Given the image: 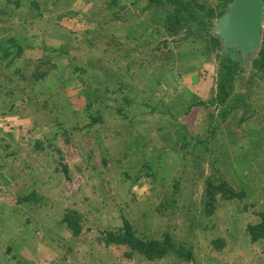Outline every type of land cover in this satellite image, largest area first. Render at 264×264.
<instances>
[{
    "label": "rangeland",
    "instance_id": "374dc122",
    "mask_svg": "<svg viewBox=\"0 0 264 264\" xmlns=\"http://www.w3.org/2000/svg\"><path fill=\"white\" fill-rule=\"evenodd\" d=\"M199 1L213 7L218 3ZM118 2L146 6L148 0ZM159 10L153 18L160 25L162 21L156 28L161 35L147 38L144 59L133 57L129 50L127 59L117 54L118 58L108 59L117 71L128 68L131 82L115 84L119 91L100 90L108 98L146 102L144 106L126 102L118 107L128 117L140 111V133L134 132L136 120H124V131L115 129L120 122L113 121V111L107 109L105 117L103 112L96 113L108 122L97 133L70 129L51 131L47 138L33 125L21 129L26 123L23 118L34 122V109L26 113L21 108L16 117L0 121V159L4 158L0 179L5 183L3 179L8 177L13 184V188L7 186L10 183L3 184L7 191L1 194L10 202L0 206V228L14 238L2 237L0 245L12 244L15 249L21 237L35 238L39 231L38 238L54 248L52 264H151L140 254L126 257L125 246L99 243L103 232L117 229L127 218L143 237L161 238L170 232L178 244L194 247L192 262L171 253L155 260L156 264H264V240L253 243L246 229L249 223L260 221L259 212L264 210V73L252 64L258 51L242 53L226 41L220 34L221 16L207 26L219 39L217 47L196 24L191 28L184 25L173 36L167 29L166 11ZM147 13L150 17L152 11ZM100 44V50L115 48L106 47L102 40ZM229 58L238 61L242 71L235 78L229 101L219 105L212 98L222 76L221 64ZM140 60L146 68L141 73V92L136 89L140 79L133 71ZM35 75L37 78V72ZM192 84L197 85L200 96L189 94L187 86ZM7 91L2 90L4 94ZM11 99L4 98L2 109L8 108ZM197 102L203 104L190 108ZM66 105L65 113H73ZM97 136H103L102 143ZM207 178L227 180L246 196L233 200L219 197L215 214L207 216ZM33 189L42 193V203L17 201L19 195ZM72 209L82 215L83 231L77 237L64 224L60 227L61 218ZM17 224L23 227L19 235L14 234ZM58 227V232L53 230ZM217 238H226L230 246L216 249L213 240ZM58 243L64 245L57 247ZM9 261L2 264H15L12 258Z\"/></svg>",
    "mask_w": 264,
    "mask_h": 264
},
{
    "label": "crops",
    "instance_id": "0c3cea01",
    "mask_svg": "<svg viewBox=\"0 0 264 264\" xmlns=\"http://www.w3.org/2000/svg\"><path fill=\"white\" fill-rule=\"evenodd\" d=\"M154 8L158 10H153ZM159 9L163 8L127 6L125 3L111 6L107 0H0V121L9 116L16 117L21 108H25L26 113L34 109L37 112L34 122L23 118L22 121L26 123L21 124V129L33 125L35 130H43L46 137L51 131L60 133L70 129L74 132L86 130L88 133H97L104 123H108L104 119V109H107L113 111L112 120L120 122V128L115 129L124 131L121 127L124 120L128 123L136 120L134 132L140 133V111L137 110V114L128 117L125 111L118 107L126 102H130L134 107L144 106L146 102L135 98L130 101L115 96L107 97L105 91H119V86L116 87L118 84L131 82V79H128V72L131 71L127 68V71L123 72L124 67L118 68V71L113 69L108 59L118 58L117 55L121 59H127L129 52H132L133 57L144 59L147 38L151 35H161L156 28L161 27L162 21L160 25L157 23L159 21L153 18L154 12L159 13ZM149 10L152 11L150 17L147 16ZM10 37L16 39V46L12 48L15 51L4 59L1 46ZM101 40L107 44L106 47L116 49L100 50ZM19 46L22 48L20 56L16 55ZM141 63L140 60L138 67L133 69L136 71L134 75H138V80L140 79L136 87L139 92L143 91L141 73L146 69L145 64ZM45 70L48 71L45 77H34L36 72L40 74ZM115 84L117 85L114 86ZM196 86H187L192 97L200 96ZM3 89H8L7 94L2 92ZM4 96L12 97L7 109H2L5 106ZM22 104L24 107H21ZM66 104L73 108V113H65ZM56 112L58 116L54 115ZM98 112L104 113L103 123L99 121L93 124L92 117L98 115ZM97 139L102 143L103 136H97ZM0 160L2 162L4 158ZM6 179H3L5 183L0 179V206L4 202H10L7 195L1 194L7 191L3 184L10 183L7 185L9 187L13 185L10 178ZM38 194L43 196L42 193ZM8 220L11 218L8 217ZM62 225L60 223V227ZM17 226L14 234L19 235L23 232V227L18 224ZM53 230L58 232L60 228ZM37 235L39 237V231ZM2 237L14 239L5 234L4 228H0V239ZM38 237H21L15 249L12 244L0 245L1 264L5 260L10 263V258L15 264H18L17 260L27 264H52L55 259L54 248ZM56 245L61 247L64 244ZM225 245L226 248L230 246L226 238ZM156 261L148 262L156 264Z\"/></svg>",
    "mask_w": 264,
    "mask_h": 264
},
{
    "label": "trees",
    "instance_id": "16d2710c",
    "mask_svg": "<svg viewBox=\"0 0 264 264\" xmlns=\"http://www.w3.org/2000/svg\"><path fill=\"white\" fill-rule=\"evenodd\" d=\"M232 0H218L215 7L207 6L201 3L199 0H148L145 7L157 6L162 7L166 11L167 29L173 34L177 35L179 30L184 25L189 24V28L192 24H196L199 30L206 31L213 47H217L219 39L210 33L208 30V23H211L213 18L221 16L229 7ZM111 5L116 6L118 0H111ZM1 11V10H0ZM119 17V16H118ZM2 58L6 59L12 55V48L16 46L15 37H10L3 42ZM7 45V47H6ZM22 48L19 46L16 55L20 56ZM43 61V60H42ZM253 67L256 71L264 73V31L262 36V43L258 55L252 60ZM222 76L217 84L216 95L212 102L225 105L229 101L231 93L234 91L235 78L238 72L242 69L239 68L240 64L231 58L224 59L222 64ZM47 70L37 74L38 77H45ZM203 102H197L190 106H199ZM234 107V105H233ZM189 108V109H190ZM228 111V109L226 110ZM229 112V111H228ZM224 117L226 112H223ZM100 116L92 117L93 124L101 121ZM104 165L107 163L106 158H103ZM65 167L66 174L68 176L67 166ZM147 168V167H146ZM149 170V169H147ZM151 171V170H150ZM153 174V173H152ZM0 176H3L0 174ZM6 179V178H5ZM7 180V179H6ZM206 187L204 191V213L207 216H212L217 210V203L219 197L225 200L244 199L246 196L245 191L236 190L227 180L220 178H207ZM18 201H35L38 203L43 202V196L39 195L36 191L31 193L21 194L17 198ZM260 221L257 223H249L247 225V231L249 233L251 241L258 242L264 240V210L259 212ZM60 223L64 224L72 233L73 236H79L83 231L82 215L79 210L72 209L65 212L61 218ZM100 244L105 246H125V256L133 258L135 254L144 256L149 261H155L162 259L175 253L184 262H192L195 259L194 247H190L186 244H178L170 232H165L161 238H146L138 234L137 229L127 218H123V224L117 229H111L103 232L98 237ZM225 245V239L217 238L213 240V246L216 249L221 250ZM8 251L10 248L8 247ZM18 264H27L20 260H17Z\"/></svg>",
    "mask_w": 264,
    "mask_h": 264
},
{
    "label": "water",
    "instance_id": "95a60500",
    "mask_svg": "<svg viewBox=\"0 0 264 264\" xmlns=\"http://www.w3.org/2000/svg\"><path fill=\"white\" fill-rule=\"evenodd\" d=\"M263 21L264 0H232L219 18L220 34L242 53L259 52Z\"/></svg>",
    "mask_w": 264,
    "mask_h": 264
}]
</instances>
